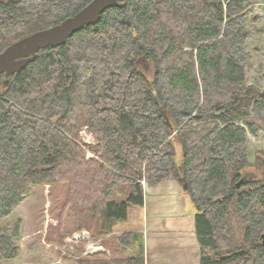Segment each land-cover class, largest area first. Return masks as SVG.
I'll use <instances>...</instances> for the list:
<instances>
[{"label":"trees","instance_id":"trees-1","mask_svg":"<svg viewBox=\"0 0 264 264\" xmlns=\"http://www.w3.org/2000/svg\"><path fill=\"white\" fill-rule=\"evenodd\" d=\"M92 1L0 0V53ZM125 1L0 76V264L20 253V222L7 233L6 216L32 186L56 182L76 231L95 219L105 247L77 264H146V186L179 179L201 264H264L263 163L261 177L249 172V137L264 132V90L247 82L250 0Z\"/></svg>","mask_w":264,"mask_h":264},{"label":"rangeland","instance_id":"rangeland-1","mask_svg":"<svg viewBox=\"0 0 264 264\" xmlns=\"http://www.w3.org/2000/svg\"><path fill=\"white\" fill-rule=\"evenodd\" d=\"M247 18L250 35L247 48L251 54L247 82L264 90V0H250ZM140 67L145 72H153L150 62L141 61ZM7 87L8 83H5L3 88ZM80 136L87 158L95 159V153L91 149L95 146V138L87 128H83ZM249 149L250 163L253 164L249 172L256 173L259 178L261 170L254 164L260 161L264 165V132L257 137H249ZM177 181L183 184L182 179ZM67 196L68 187L63 182L30 188L20 204L6 216L4 230L7 233H11L20 222V253L16 260L7 261L5 264H77L82 257L92 259L104 254L103 240H97L93 234L95 219L89 223L90 229L76 231V216L72 208L67 206ZM118 235L115 234L114 239ZM61 237L64 238L62 244L59 243ZM92 243L102 245L104 250L96 255L95 252H89L87 247ZM130 254L126 252L124 257Z\"/></svg>","mask_w":264,"mask_h":264},{"label":"crops","instance_id":"crops-1","mask_svg":"<svg viewBox=\"0 0 264 264\" xmlns=\"http://www.w3.org/2000/svg\"><path fill=\"white\" fill-rule=\"evenodd\" d=\"M145 191L146 264H201L197 211L183 184L164 181Z\"/></svg>","mask_w":264,"mask_h":264},{"label":"water","instance_id":"water-1","mask_svg":"<svg viewBox=\"0 0 264 264\" xmlns=\"http://www.w3.org/2000/svg\"><path fill=\"white\" fill-rule=\"evenodd\" d=\"M126 5L125 0H93L79 13L60 24L15 42L0 53V76L10 77L21 73L37 59L41 50L65 46L70 38L85 27L97 25L107 10L124 8ZM246 181L247 178H244L241 183ZM183 189H189L187 183L183 185ZM221 259L224 260L225 257Z\"/></svg>","mask_w":264,"mask_h":264},{"label":"built area","instance_id":"built-area-1","mask_svg":"<svg viewBox=\"0 0 264 264\" xmlns=\"http://www.w3.org/2000/svg\"><path fill=\"white\" fill-rule=\"evenodd\" d=\"M88 251L91 252V253H94L95 252V255L102 252L104 250V247L100 244H90L88 247H87Z\"/></svg>","mask_w":264,"mask_h":264}]
</instances>
